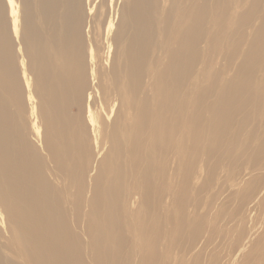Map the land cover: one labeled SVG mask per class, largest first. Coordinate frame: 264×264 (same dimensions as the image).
I'll list each match as a JSON object with an SVG mask.
<instances>
[{"label":"bare ground","instance_id":"6f19581e","mask_svg":"<svg viewBox=\"0 0 264 264\" xmlns=\"http://www.w3.org/2000/svg\"><path fill=\"white\" fill-rule=\"evenodd\" d=\"M0 264H264V0H2Z\"/></svg>","mask_w":264,"mask_h":264},{"label":"rangeland","instance_id":"374dc122","mask_svg":"<svg viewBox=\"0 0 264 264\" xmlns=\"http://www.w3.org/2000/svg\"><path fill=\"white\" fill-rule=\"evenodd\" d=\"M0 3H2V0H0Z\"/></svg>","mask_w":264,"mask_h":264}]
</instances>
